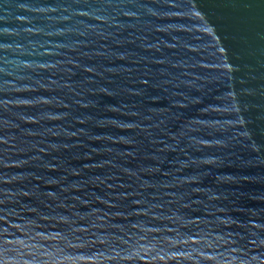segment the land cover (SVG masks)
<instances>
[{"label":"water","instance_id":"1","mask_svg":"<svg viewBox=\"0 0 264 264\" xmlns=\"http://www.w3.org/2000/svg\"><path fill=\"white\" fill-rule=\"evenodd\" d=\"M0 264H264V0H0Z\"/></svg>","mask_w":264,"mask_h":264}]
</instances>
